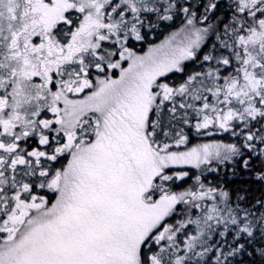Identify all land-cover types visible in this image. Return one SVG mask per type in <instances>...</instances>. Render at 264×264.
Listing matches in <instances>:
<instances>
[{
	"label": "snow or ice",
	"instance_id": "obj_1",
	"mask_svg": "<svg viewBox=\"0 0 264 264\" xmlns=\"http://www.w3.org/2000/svg\"><path fill=\"white\" fill-rule=\"evenodd\" d=\"M0 264H264V0H0Z\"/></svg>",
	"mask_w": 264,
	"mask_h": 264
}]
</instances>
